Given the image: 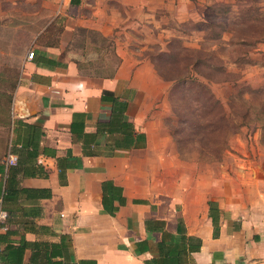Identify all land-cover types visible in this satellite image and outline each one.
<instances>
[{"label": "crops", "instance_id": "0c3cea01", "mask_svg": "<svg viewBox=\"0 0 264 264\" xmlns=\"http://www.w3.org/2000/svg\"><path fill=\"white\" fill-rule=\"evenodd\" d=\"M83 1L70 5L80 6ZM158 3L162 6L164 0ZM101 27L106 36H113L112 28ZM62 48L63 44L38 46L35 57L26 61L15 93L10 141L0 154V210L10 213L0 233L13 231L8 240L16 250L21 242L28 244L23 257L17 256L19 263L71 264L73 253L76 264L81 260L85 264H152L159 257L156 243L162 232L148 228L146 221H164V229L177 234L181 218L186 234L202 240L200 251L183 254V264H264V177L242 180L232 190L216 188L195 169L189 175L177 168L168 173L160 164L182 159L166 153V127L137 114L161 97L160 93L144 100L137 83L142 66L123 57L114 78L92 84L80 76L77 63ZM45 59L56 64L49 65ZM126 64L132 67L122 74ZM120 80L130 83L127 96L119 90ZM103 90L128 102L131 132L144 135L145 146L118 147L110 156L115 136H102L95 142L99 155L84 153L83 140L74 139L71 132L73 114L82 113L84 131L95 133L111 117L112 104L103 101ZM20 150L24 151L21 159ZM32 154L36 156L28 157ZM10 155L15 157L13 162ZM17 165L25 173L19 171L10 181L11 168ZM171 177L175 188L167 183ZM212 202L221 212L218 237L213 235Z\"/></svg>", "mask_w": 264, "mask_h": 264}, {"label": "rangeland", "instance_id": "374dc122", "mask_svg": "<svg viewBox=\"0 0 264 264\" xmlns=\"http://www.w3.org/2000/svg\"><path fill=\"white\" fill-rule=\"evenodd\" d=\"M144 1L150 4L142 6ZM158 1L84 0L72 6L70 0H0V154L10 141L27 55L38 46L63 44L92 84L112 75L119 58L142 66L137 83L144 100L161 97L136 112L166 127V153L182 159L162 162L168 173L195 169L216 188L232 190L242 180L264 177V110L248 100L249 91L264 89V0ZM101 24L113 36L99 30ZM198 60L209 64L211 80L192 66L187 70ZM131 67L124 65L121 73ZM187 77L207 84L225 106L227 122L212 96L197 81L186 83ZM129 84L119 82L124 96ZM167 183L175 188L172 177Z\"/></svg>", "mask_w": 264, "mask_h": 264}, {"label": "trees", "instance_id": "16d2710c", "mask_svg": "<svg viewBox=\"0 0 264 264\" xmlns=\"http://www.w3.org/2000/svg\"><path fill=\"white\" fill-rule=\"evenodd\" d=\"M70 2L72 5H79L81 3V0H70ZM47 46L54 47V46H59V44L46 45V47ZM40 57L48 58L45 55H41ZM45 60H48L49 65L56 64V61H54L53 59H45ZM121 63H122V58H119L115 72L112 75H109L105 78H114ZM189 66H192L191 68H193L199 75L209 80L212 79L211 75H209V73L206 71L207 68L209 69L208 63L203 62L202 60H198L197 62L191 63V65H188L187 70L190 69ZM219 73H220L219 71L216 72V74H219ZM185 79H187L186 83L188 82V80L197 81L199 88L203 92L209 93L210 96L213 95L205 82L200 81L196 77H187ZM102 99L103 101L111 102L112 104L111 117L108 122H105L104 124L100 123L95 133H88L84 131L85 119L82 113L76 112L73 114L71 132H72L74 139L83 140L84 153H86V155H89V156L99 155L101 152L95 149L96 148L95 142L98 138H101L102 136L107 137L106 139H111V137L115 136L114 139L112 140V143H110L112 145L111 146L112 148L108 149L109 151L108 154L110 156L115 155V150H116L115 148H118V147L132 148V147H137V146H145L144 135H140L137 132L135 133L131 132V130L134 129L133 124L130 121H128L126 117V112L128 110V102L125 100H122L120 97L116 96L113 91H110V90H103ZM211 99H213L214 101V107L221 109V111L223 112V120L226 121L225 106L219 100H217L214 96H212ZM248 100L250 103L258 104L257 111L264 110V89H253L249 91ZM244 118H245V113H244ZM12 122L13 120L11 119V128H12ZM122 127H125V128L122 129ZM119 134H122V135H119ZM23 153L24 151L20 150V154H19L20 159ZM33 156H36V155L32 154V155H29L28 157L31 158ZM18 163L21 164L19 159H18ZM19 171H23V173H25L24 167L21 169V167L17 165L11 168L10 181H12L13 178L15 180V177L17 176V173ZM27 191L31 192V190H27ZM6 198L4 200V204H5ZM114 198L115 196L112 195L111 199L113 200ZM119 200L120 202H123V199L121 197H119ZM103 201L105 205L107 202L106 197H105V185H104ZM7 213H8V217L6 219V222L10 216L9 211H7ZM220 213L221 212L218 209L217 205L214 202H212L210 204V217L212 218V223L214 226V234H213L214 237H218L220 234ZM146 224L148 228L154 227L155 230H161L160 232H162V239L158 243H156L159 257L155 258L152 261V264H183V259H184L183 254L184 253H192V252L200 251L202 247V240L200 238L186 234L184 222L182 221L181 218L179 219L177 234H172V233L167 232L164 229V226H165L164 221L147 220ZM0 225L3 226V223H0ZM12 232L13 231L8 230L5 233H0V245L2 244L5 245L3 249H0V258L3 264L19 263V258H17V256H19L21 259V257H23V252L28 247L27 243L21 242V244L18 245V248L16 250L15 249L16 247H14L13 244L8 240ZM13 250H15L16 253H13ZM69 258H70V261H72L71 264L73 263L76 264L73 253H70ZM9 260L12 262L10 263ZM22 261H20L19 264H22ZM30 262H33V256L31 257ZM86 262L87 261L85 260L80 261L81 264H85ZM54 264H61V262L57 261Z\"/></svg>", "mask_w": 264, "mask_h": 264}, {"label": "built area", "instance_id": "2783aa9c", "mask_svg": "<svg viewBox=\"0 0 264 264\" xmlns=\"http://www.w3.org/2000/svg\"><path fill=\"white\" fill-rule=\"evenodd\" d=\"M28 59H33L35 57V51H31L28 55H27ZM22 82V79L20 81V84ZM15 157L10 155V161L13 162L12 160H14ZM8 217V213L6 211H4L3 209L0 210V223H2L4 220H6ZM0 264H3L0 258Z\"/></svg>", "mask_w": 264, "mask_h": 264}]
</instances>
